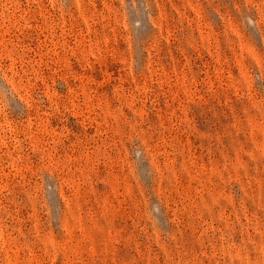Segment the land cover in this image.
I'll return each mask as SVG.
<instances>
[{
  "label": "rangeland",
  "instance_id": "obj_1",
  "mask_svg": "<svg viewBox=\"0 0 264 264\" xmlns=\"http://www.w3.org/2000/svg\"><path fill=\"white\" fill-rule=\"evenodd\" d=\"M0 264H264V0H0Z\"/></svg>",
  "mask_w": 264,
  "mask_h": 264
}]
</instances>
